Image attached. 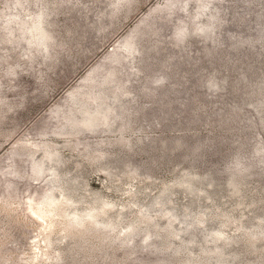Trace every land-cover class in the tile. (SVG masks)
<instances>
[{"label": "rangeland", "instance_id": "374dc122", "mask_svg": "<svg viewBox=\"0 0 264 264\" xmlns=\"http://www.w3.org/2000/svg\"><path fill=\"white\" fill-rule=\"evenodd\" d=\"M235 157L251 176L224 172ZM127 245L264 264V0H0V264Z\"/></svg>", "mask_w": 264, "mask_h": 264}, {"label": "trees", "instance_id": "16d2710c", "mask_svg": "<svg viewBox=\"0 0 264 264\" xmlns=\"http://www.w3.org/2000/svg\"><path fill=\"white\" fill-rule=\"evenodd\" d=\"M245 80H246L245 77H242L240 79V83L245 82ZM158 82H162V81L158 80ZM209 85H210L211 89H213V90H216L219 87V85H217L214 81H211L209 83ZM239 108H240L239 106L234 107L233 108L234 113L237 114L238 111H239ZM210 142H213V140L207 141V142L201 143V144L195 143V144L190 145L189 147H186L187 145L185 146V144L183 143L182 139H174L171 142L170 148H174V150L178 151V149H180L181 147H183L182 149H184V147H186L184 150L188 151L189 154L194 155L197 158V156H199L200 153L203 152V149H205V147H207ZM161 145H164V143H161ZM262 152H263V148L259 149L257 151V153L255 152V155L256 156H257V154L261 155ZM125 162H128V161H125ZM241 162L242 161H240V159H237L235 157L234 161L232 163H230V165L225 167L224 172L228 173L227 175L231 176L234 179H237V178L239 179L243 175L251 176L254 164L251 163V164H247V165L245 164L244 165ZM128 164H132V163H128ZM127 168H128V166H127ZM137 169H139V166L137 167V165L136 166L133 165L131 167V173L132 172H136ZM200 178L202 179V181L208 182V185L211 188H213V186H214V185H212V183H217V181L212 179L211 175H209V174L203 175V177H200ZM233 183H235V181ZM202 193L203 192H200L199 195L202 194ZM189 228H193V227H189ZM129 244L131 245V244H133V242L131 241ZM191 244H193V243H191ZM125 247H126L125 249L127 251L126 252L127 255L125 257V260L123 262H119V263L115 262V264H170V263H173V261L178 260L177 256H179L177 251L173 250L171 247H168V248L165 247L166 249H164V248L160 249L159 247H157V249H155V247L154 248L153 247L152 248H143V252H145L146 258L150 257L151 255H155V254L159 256V257L158 256L157 257H153L150 261L146 262L145 259H141V257L140 258H136L135 257L137 255L136 254L137 249H136V252H135V249L133 248V246H128L127 245ZM101 250H102V248L100 246H95L92 249V255L97 254V252L101 251ZM253 250H254L253 247L250 246L248 252L249 253H253L254 252ZM237 256H239V253H236V256L234 255L233 260H235L237 258ZM114 257H115V255L113 254V252H111V253H109L106 256V259H108L109 261L110 260L111 261H115L116 258L114 259ZM262 258H263L262 260H264V254H263ZM258 264H263V261H260Z\"/></svg>", "mask_w": 264, "mask_h": 264}, {"label": "bare ground", "instance_id": "6f19581e", "mask_svg": "<svg viewBox=\"0 0 264 264\" xmlns=\"http://www.w3.org/2000/svg\"><path fill=\"white\" fill-rule=\"evenodd\" d=\"M35 29L39 32V35L41 36L40 38L43 39V37H45V34L43 32V29L41 28V25L38 24L35 26ZM34 31V30H33ZM93 120H95V117L93 116H88L87 118H85L83 124L86 126V127H90L93 125ZM38 170L40 171L41 170V167L39 166L38 167ZM189 183V182H188ZM191 187V186H190ZM61 188V187H60ZM58 204V201L56 199H54L53 197L49 196V197H46L43 204H41L38 208H37V211H38V215L40 217H42L43 214H51L53 212V208L56 207V205ZM87 217L88 218H91L93 219L94 218V214L91 212V213H88L87 214ZM48 218V217H47ZM72 219L73 221H79L80 219V216L78 214H73L72 215Z\"/></svg>", "mask_w": 264, "mask_h": 264}]
</instances>
